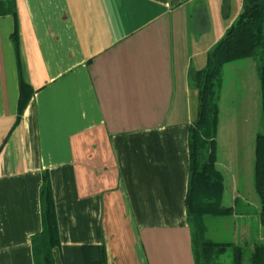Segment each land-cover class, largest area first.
Listing matches in <instances>:
<instances>
[{
  "label": "crops",
  "instance_id": "0c3cea01",
  "mask_svg": "<svg viewBox=\"0 0 264 264\" xmlns=\"http://www.w3.org/2000/svg\"><path fill=\"white\" fill-rule=\"evenodd\" d=\"M13 4L14 17L0 15V264H34L43 172L53 264H85L97 247L104 264H195L184 198L197 90L187 75L211 47L205 0ZM18 72L32 92L15 123ZM225 162L216 144L223 178Z\"/></svg>",
  "mask_w": 264,
  "mask_h": 264
},
{
  "label": "trees",
  "instance_id": "16d2710c",
  "mask_svg": "<svg viewBox=\"0 0 264 264\" xmlns=\"http://www.w3.org/2000/svg\"><path fill=\"white\" fill-rule=\"evenodd\" d=\"M228 8L223 0L222 10ZM14 17L13 0H0V15ZM15 52L17 50L16 27L11 32ZM252 57L255 60L260 94L257 127L253 137V188L259 200L258 221L260 236L251 244L247 253L234 242L199 241V249L193 250L195 264H264V0H241L235 19L226 27L219 40L207 50L204 65L188 70V80L197 90L196 115L188 126V181L185 193L186 221L190 228L192 248L196 233L201 231L204 215H220L231 206L222 202L223 177L215 166L216 145L214 137L217 125V88L222 65L237 59ZM18 67V65H17ZM19 70V69H18ZM31 87L18 72V95L15 123L31 95ZM40 230L31 237L34 264H53L51 248L58 244V232L54 204L48 175L43 172L39 186ZM198 236L200 234L197 233ZM226 248L230 250L227 262L215 258ZM97 257L86 256L85 264H104L102 248L97 247Z\"/></svg>",
  "mask_w": 264,
  "mask_h": 264
},
{
  "label": "rangeland",
  "instance_id": "374dc122",
  "mask_svg": "<svg viewBox=\"0 0 264 264\" xmlns=\"http://www.w3.org/2000/svg\"><path fill=\"white\" fill-rule=\"evenodd\" d=\"M226 2L228 8L224 11L223 0H205L208 28L201 39L210 40L211 46L223 35L226 29H222L223 22L229 25L237 16L240 0ZM218 87L217 133L214 141L221 145L228 163L225 162L228 170L223 178L221 204L232 205L230 186L236 187L238 197L230 211L220 215H204L202 229L200 233L197 232L200 236L196 233L193 241V250L199 249V241L207 239L215 242H234L241 245L247 253L251 244L257 242L260 236L259 200L252 180L253 136L260 107L255 60L245 57L223 64ZM220 157L217 152V158ZM229 259V248L215 258L216 261L222 262ZM246 263L244 256L242 264Z\"/></svg>",
  "mask_w": 264,
  "mask_h": 264
}]
</instances>
